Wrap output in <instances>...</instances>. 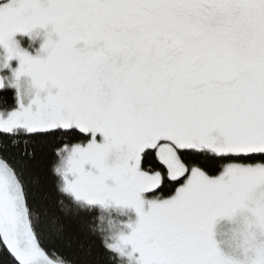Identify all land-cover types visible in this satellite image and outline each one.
<instances>
[{
  "label": "snow or ice",
  "instance_id": "snow-or-ice-1",
  "mask_svg": "<svg viewBox=\"0 0 264 264\" xmlns=\"http://www.w3.org/2000/svg\"><path fill=\"white\" fill-rule=\"evenodd\" d=\"M36 28L46 58L13 39ZM0 46L8 264H264V0H0Z\"/></svg>",
  "mask_w": 264,
  "mask_h": 264
},
{
  "label": "flooded vegetation",
  "instance_id": "flooded-vegetation-1",
  "mask_svg": "<svg viewBox=\"0 0 264 264\" xmlns=\"http://www.w3.org/2000/svg\"><path fill=\"white\" fill-rule=\"evenodd\" d=\"M49 29L45 28H36L33 29L31 33L29 34H23V33H17L13 37V39L17 42L18 46L23 50L28 52L29 55H32L33 57H39V58H46L47 53L43 51L42 46L45 43V41L49 38L55 40L57 37L55 35H51L49 37ZM6 60V52L3 49L2 46H0V77H6V86L3 89H0L1 91L10 92L11 93V102L8 104V106H13L16 103L17 100V88L15 86H8L9 82L14 81L13 72L19 67V61L18 59H13L11 61H8L9 64L8 68H3ZM21 80L26 82L29 87L31 85V78L24 76L21 77ZM53 94L55 93V89L52 90ZM20 98L23 97V102L25 105H27L30 100L32 99L33 93L30 92L29 95L23 96L21 93V90L19 89ZM41 98H43L45 95H47L46 92L40 93ZM114 208L113 212L111 213V216L115 217V219H111V216L108 218H105L102 227L106 228L108 231L115 230L117 232L124 231L129 232L130 229L124 227V225L128 223L134 224L135 221L138 219L135 210L125 207H112ZM97 215V213H96ZM111 220L113 222V226H109L108 221ZM227 229H222V231H226Z\"/></svg>",
  "mask_w": 264,
  "mask_h": 264
},
{
  "label": "trees",
  "instance_id": "trees-1",
  "mask_svg": "<svg viewBox=\"0 0 264 264\" xmlns=\"http://www.w3.org/2000/svg\"><path fill=\"white\" fill-rule=\"evenodd\" d=\"M0 96H3L6 98L7 104H9L11 102V93L9 91L8 92L1 91ZM44 163L45 162L43 160L38 159L37 170H39L41 167H43ZM81 239L84 242L85 249H87L89 243H91L92 240H95V245L93 247V255H96L97 253H99L101 255L103 254L102 248L99 247V245H100L99 239H96L95 237H85V236H81ZM8 262H9V257L7 255V253L3 250H0V264H8Z\"/></svg>",
  "mask_w": 264,
  "mask_h": 264
},
{
  "label": "clouds",
  "instance_id": "clouds-1",
  "mask_svg": "<svg viewBox=\"0 0 264 264\" xmlns=\"http://www.w3.org/2000/svg\"><path fill=\"white\" fill-rule=\"evenodd\" d=\"M20 90H21V93L23 96H27L29 95L30 92L33 93V96H32V99L30 100L29 103H31L37 96V92H38V89L36 88L35 84L32 82L31 80V85L29 87V85L22 81L20 79ZM114 208H97L96 212H97V217H104L105 218H108L111 216V213L113 212ZM111 219H115V217L111 216ZM118 232L115 231V230H112V231H109L106 233V235H109V236H113V235H116ZM110 243L113 242L112 240L109 241Z\"/></svg>",
  "mask_w": 264,
  "mask_h": 264
},
{
  "label": "rangeland",
  "instance_id": "rangeland-1",
  "mask_svg": "<svg viewBox=\"0 0 264 264\" xmlns=\"http://www.w3.org/2000/svg\"><path fill=\"white\" fill-rule=\"evenodd\" d=\"M21 99L23 100V97H21Z\"/></svg>",
  "mask_w": 264,
  "mask_h": 264
}]
</instances>
